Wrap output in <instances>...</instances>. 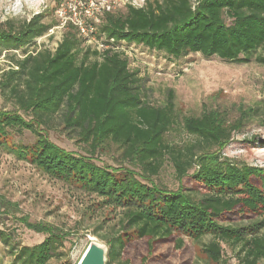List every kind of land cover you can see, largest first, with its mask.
Masks as SVG:
<instances>
[{"label":"trees","instance_id":"16d2710c","mask_svg":"<svg viewBox=\"0 0 264 264\" xmlns=\"http://www.w3.org/2000/svg\"><path fill=\"white\" fill-rule=\"evenodd\" d=\"M102 16L99 36L105 47L100 49L68 23L54 51H31L30 45L55 25L44 12L0 22V55L14 52L0 74V96L13 105L0 107V136L12 129L32 131L37 136L32 146L9 145L18 158L121 208L119 228L106 237L108 264H192L195 251L185 236L196 241L211 236L201 245L210 261L230 264L225 244L238 248L237 264H264V235L259 233L264 228V168L221 154L243 121L210 110L179 122L172 96L163 105L146 101L138 70L130 68L119 48L125 42L176 59L200 53L249 63L264 49V0H147L143 6L127 5L123 15L104 9ZM256 60L264 63V56ZM57 118L88 155L50 140L45 131L58 128ZM178 125L196 140L184 146L170 142L168 134ZM105 145L120 150L119 166L93 160ZM167 160L180 183L176 190L155 179ZM9 207L0 202V215ZM244 217L252 223L238 224ZM20 219L46 237L23 245L0 229L9 264H70L52 262L70 232Z\"/></svg>","mask_w":264,"mask_h":264},{"label":"rangeland","instance_id":"374dc122","mask_svg":"<svg viewBox=\"0 0 264 264\" xmlns=\"http://www.w3.org/2000/svg\"><path fill=\"white\" fill-rule=\"evenodd\" d=\"M0 0V22L18 17L31 18L44 12L48 22L55 25L45 35L36 39L30 50L48 48L54 51L62 40L68 23L80 31L95 48L105 47L104 36H99L103 11L125 14L127 5L143 6L147 0ZM84 28V31L81 28ZM119 48L125 51L132 70H138L142 79L146 101L163 105L172 96L180 122L184 116L201 115L210 110H219L229 121H243L241 130L233 134L231 142L222 150V158L238 164L264 168V63L256 60L264 56V49L254 53L251 62L238 64L217 56L205 57L190 53L176 59L163 52L151 50L139 44L123 42ZM14 53V52H10ZM8 51L0 55V74L10 66ZM22 56V51H17ZM0 107L13 109V105L0 96ZM58 128L45 131L51 141L79 155H88L86 146L77 141L74 133L64 129L57 118ZM168 140L184 146L196 138L179 125L168 134ZM37 136L27 129H12L3 138L0 136V202L11 205L9 213L0 215V229L10 231L14 240L23 245H34L46 235L27 228L21 217L32 222H46L69 237L60 246L52 262L69 261L76 264L92 240L106 243V237L119 228L121 208L107 206L102 198L85 191L81 186L52 177L28 160L18 158L11 149L14 145L32 146ZM11 147H10V146ZM120 150L114 145H105L93 158L99 164L119 166ZM156 181L176 190L180 183L170 160H167ZM263 217L256 218V221ZM253 219L243 218L237 223L247 225ZM98 230V234L94 231ZM264 235V228L259 232ZM211 236L196 241L188 236L185 240L195 251L192 264H222L210 261L201 245ZM13 240V241H14ZM224 247V258L237 264V249ZM59 254V256H58ZM58 259V260H57ZM11 255L0 239V264H9Z\"/></svg>","mask_w":264,"mask_h":264},{"label":"water","instance_id":"95a60500","mask_svg":"<svg viewBox=\"0 0 264 264\" xmlns=\"http://www.w3.org/2000/svg\"><path fill=\"white\" fill-rule=\"evenodd\" d=\"M109 245L92 240L76 264H108Z\"/></svg>","mask_w":264,"mask_h":264},{"label":"built area","instance_id":"2783aa9c","mask_svg":"<svg viewBox=\"0 0 264 264\" xmlns=\"http://www.w3.org/2000/svg\"><path fill=\"white\" fill-rule=\"evenodd\" d=\"M81 29L84 31V28L83 27Z\"/></svg>","mask_w":264,"mask_h":264}]
</instances>
